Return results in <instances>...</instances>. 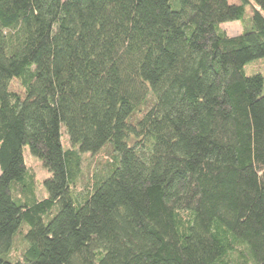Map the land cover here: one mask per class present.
I'll return each mask as SVG.
<instances>
[{
  "label": "trees",
  "instance_id": "trees-1",
  "mask_svg": "<svg viewBox=\"0 0 264 264\" xmlns=\"http://www.w3.org/2000/svg\"><path fill=\"white\" fill-rule=\"evenodd\" d=\"M260 58L264 0H0V264H264Z\"/></svg>",
  "mask_w": 264,
  "mask_h": 264
},
{
  "label": "rangeland",
  "instance_id": "rangeland-1",
  "mask_svg": "<svg viewBox=\"0 0 264 264\" xmlns=\"http://www.w3.org/2000/svg\"><path fill=\"white\" fill-rule=\"evenodd\" d=\"M229 1L231 3H241V0H229ZM247 7L250 12L252 10L251 5L248 4ZM222 29L225 30L229 35H237L242 32L243 25L240 21H233V22H228L222 25ZM258 69H260L264 74V58L253 60L246 66V71L249 74H253ZM50 82L51 80L49 77L42 76L38 80L37 87L40 91H43L47 88ZM10 88L12 91H15L21 94L23 97L25 96V89L18 79H14L11 82ZM63 142L65 146L67 147L70 146L67 135L64 134V132H63ZM24 156H25V161H26V165L28 169L34 170L39 181L43 182V180L47 178V176H49V172L44 167L43 162L39 158L32 155V153L30 152V148L28 146L25 147L24 149ZM107 160H108V156H106L105 153L101 155H89V154L85 155L84 169L85 168L88 169L89 167H92L90 173L86 172L85 176L91 177L92 175L91 173L94 170H97V169L99 170L101 167H103L104 166L103 163ZM0 174H1V170H0ZM39 195L40 197L46 195L42 185L41 187H39Z\"/></svg>",
  "mask_w": 264,
  "mask_h": 264
}]
</instances>
